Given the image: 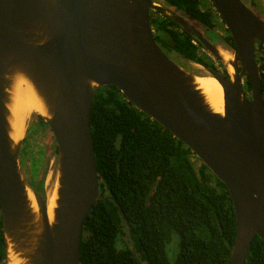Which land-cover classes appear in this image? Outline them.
<instances>
[{"label": "water", "instance_id": "95a60500", "mask_svg": "<svg viewBox=\"0 0 264 264\" xmlns=\"http://www.w3.org/2000/svg\"><path fill=\"white\" fill-rule=\"evenodd\" d=\"M211 1L237 48L231 81L210 71L223 89V115L197 88L198 76L161 49L151 11L174 20L218 55L216 48L155 1L0 0V202L6 264L13 263L10 247L23 264H80L84 222L100 200L90 121L98 90L108 86L190 148L227 187L236 216L230 264L247 263L255 238L264 241V95L256 60L264 47V20L242 0ZM245 75L250 98L242 84ZM19 78L42 101L47 114L38 116L58 149L52 222L47 198L28 186L21 170L26 122L22 139L11 137L10 106Z\"/></svg>", "mask_w": 264, "mask_h": 264}, {"label": "trees", "instance_id": "16d2710c", "mask_svg": "<svg viewBox=\"0 0 264 264\" xmlns=\"http://www.w3.org/2000/svg\"><path fill=\"white\" fill-rule=\"evenodd\" d=\"M153 1L214 27L197 0ZM151 21L166 54L205 65L193 36L167 17ZM38 123L50 131L40 116ZM90 124L100 200L84 222L80 264H230L236 237L230 193L191 149L113 86L98 90ZM25 182L46 199L44 179ZM173 239L175 256L168 249ZM0 264H6L1 202ZM246 264H264L259 237Z\"/></svg>", "mask_w": 264, "mask_h": 264}, {"label": "flooded vegetation", "instance_id": "af4514ba", "mask_svg": "<svg viewBox=\"0 0 264 264\" xmlns=\"http://www.w3.org/2000/svg\"><path fill=\"white\" fill-rule=\"evenodd\" d=\"M197 1L199 3L200 10L203 11V13H209V14L212 15V22L214 24L213 28L210 29L205 24L199 23L195 19L191 20L189 17H187L186 15L181 13L180 11H173V10H170V9L169 10L174 12L176 15L180 16L181 18H183L187 22H189L197 30V32H199L213 47L216 48L218 55H215V54L211 53L209 50H207L204 47V45L202 43H200L190 33L189 34L191 36H193V38H194L192 43H193L194 46L197 47L198 55L200 57H202V59L205 62V65L202 64V63L200 64V63L191 62V61H189V60H187V59H185L182 56H179L177 54H172L171 53V54H167V55L175 63L178 62L179 63V64L177 63L178 65H180L181 67L185 68L188 72H190L191 74H193L195 76H198V77L210 76V71H217L222 76H224L227 80L231 81V79H232L231 77L232 76H231L229 67H231L230 63L235 60V54L237 53L236 45H235V43H234V41L232 39V36H231L227 26H226V23L224 22V20L222 19L221 15L217 11V9H216L215 5L213 4V2L211 0H197ZM247 1H248V8L255 15H257L260 19H262V18L264 19V4L262 5V3H259V2L255 1V0H247ZM159 5L165 7L162 4H159ZM165 8H167V7H165ZM151 16L153 17V19H160V20L163 19V17H167L164 14H162L159 11H156V10H152L151 11ZM167 18H169V17H167ZM151 24H152V21H151ZM176 24H178V23H176ZM180 27H181V29L183 31H185L182 28V26H180ZM221 27H222V29H220ZM152 28H153L154 37H155V35H157V32H156L153 24H152ZM185 32H187V31H185ZM230 37H231V40H230ZM232 42H233V44H232ZM261 49H262V53H256V60H257V66H258L259 72H260V77H261V72H263L262 69H263V66H264L260 62L261 58L264 59V47L262 46ZM221 52H223L225 54H228L231 57V61L230 62H226L225 60H223V58L221 57ZM188 63L190 65H193L194 67H198V68H196V70H195V69L191 68L188 65ZM238 69H239L240 72L242 71L240 61L238 62ZM248 81H249V79L245 75L244 78H242V84H243V88H244V90L246 92L247 97L250 98L251 97V85H250V89L249 90L247 89V86H246L248 84ZM263 95H264V93H263ZM22 171L25 172L24 170H22ZM23 176H24V174H23ZM25 177H24V179H25Z\"/></svg>", "mask_w": 264, "mask_h": 264}, {"label": "bare ground", "instance_id": "6f19581e", "mask_svg": "<svg viewBox=\"0 0 264 264\" xmlns=\"http://www.w3.org/2000/svg\"><path fill=\"white\" fill-rule=\"evenodd\" d=\"M221 57L226 62L231 61V57L228 54L221 52ZM230 73L233 75L234 71L229 67ZM195 84L197 88L205 96L207 103L213 111L218 114L224 113V96L221 85L210 76L197 77ZM11 111V137L15 142H19L24 136V124L28 117L34 114L46 115L45 107L36 95L34 89L23 78H19L15 81L13 87L12 104L10 106ZM32 202V208L37 213L38 206L34 201L33 196L30 195ZM57 194L55 190H49L47 192V205L48 214L52 222L54 219V210L56 208ZM10 256L12 258V264H23V261L15 256L13 249L10 247Z\"/></svg>", "mask_w": 264, "mask_h": 264}, {"label": "rangeland", "instance_id": "374dc122", "mask_svg": "<svg viewBox=\"0 0 264 264\" xmlns=\"http://www.w3.org/2000/svg\"><path fill=\"white\" fill-rule=\"evenodd\" d=\"M242 1L248 6L247 0ZM255 1L264 4V0ZM262 20L264 19L262 18ZM188 65L195 70L198 68L189 63ZM55 146L56 142L52 133L44 129L43 125H39L38 114L29 116L26 121V134L20 152L21 170L25 171H22L24 177L34 176L37 181L44 179L46 198L47 192L53 191L58 174V154L55 152ZM168 249L169 254L175 256L177 252L176 239H173Z\"/></svg>", "mask_w": 264, "mask_h": 264}]
</instances>
